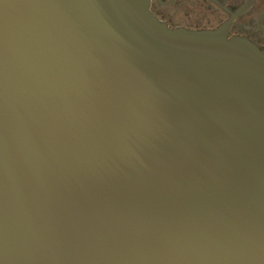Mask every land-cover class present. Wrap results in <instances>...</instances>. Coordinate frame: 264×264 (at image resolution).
Segmentation results:
<instances>
[{
	"label": "water",
	"instance_id": "water-1",
	"mask_svg": "<svg viewBox=\"0 0 264 264\" xmlns=\"http://www.w3.org/2000/svg\"><path fill=\"white\" fill-rule=\"evenodd\" d=\"M231 20L0 0V264H264V52Z\"/></svg>",
	"mask_w": 264,
	"mask_h": 264
},
{
	"label": "flooded vegetation",
	"instance_id": "flooded-vegetation-1",
	"mask_svg": "<svg viewBox=\"0 0 264 264\" xmlns=\"http://www.w3.org/2000/svg\"><path fill=\"white\" fill-rule=\"evenodd\" d=\"M150 10L169 28L190 31L215 30L232 19L227 37L247 38L264 52V0H150Z\"/></svg>",
	"mask_w": 264,
	"mask_h": 264
}]
</instances>
